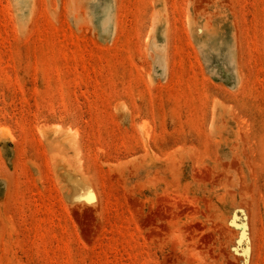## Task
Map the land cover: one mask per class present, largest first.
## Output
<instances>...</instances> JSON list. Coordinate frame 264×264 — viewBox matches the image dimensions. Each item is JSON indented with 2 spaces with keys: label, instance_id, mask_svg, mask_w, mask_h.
<instances>
[{
  "label": "rangeland",
  "instance_id": "374dc122",
  "mask_svg": "<svg viewBox=\"0 0 264 264\" xmlns=\"http://www.w3.org/2000/svg\"><path fill=\"white\" fill-rule=\"evenodd\" d=\"M0 264H264V0H0Z\"/></svg>",
  "mask_w": 264,
  "mask_h": 264
}]
</instances>
